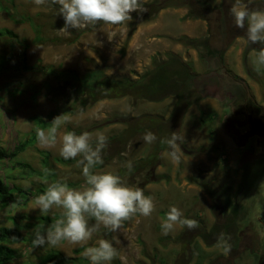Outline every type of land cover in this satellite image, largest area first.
<instances>
[{
  "label": "rangeland",
  "instance_id": "obj_1",
  "mask_svg": "<svg viewBox=\"0 0 264 264\" xmlns=\"http://www.w3.org/2000/svg\"><path fill=\"white\" fill-rule=\"evenodd\" d=\"M154 1L167 4L166 0H147ZM188 1V5L176 6V2L181 1L172 0L168 3L173 5L160 11L181 7L192 11V15H201L207 21V29L203 30L202 25L193 27L198 32L196 38L208 39L209 50L224 52L226 69L231 71L215 76L208 89L209 94L197 93L192 87L186 89V106H182L183 103L177 105V97L169 95L160 101L124 97L102 99L85 109L80 106L73 110L72 106L61 108L59 114L66 113L69 121L58 130L55 145L43 146L37 141L19 155L20 160L48 174V177H24L18 168L11 170L7 161L0 162V176H7L10 186L23 189L21 196L19 192L16 194L21 200L19 204L0 207V225L19 224L22 232L28 235L26 242L9 241L17 254L3 264H36L50 250L74 256L78 254L76 248L96 246L100 239L113 242L117 248V256L108 264H264V67L257 71L254 64L260 45L251 44L247 40L246 29L236 27L230 14L234 0H220L219 3L216 0ZM246 3L250 9L264 10V0H246ZM58 10V5L38 6L34 0H0V28H8L20 38L27 39L30 43L28 64L41 62L78 72L103 65L107 74L118 77H134L149 68L148 58L142 56L148 55L147 50L153 48V44L144 42L139 45L136 41L134 46H130L136 26L141 23L148 25V21L137 23L132 19L120 25L97 23L69 29L71 34H68L61 31L64 20ZM185 18L186 15L180 17L182 21H196L195 18ZM180 19L167 27L178 36L186 31ZM34 26H39L45 39L43 42L32 43ZM169 41V46H181L174 54L189 63L194 71H201V64L205 67L208 61L206 46H187L175 38ZM19 51L17 41L0 38V147L6 149H12L29 135L33 128V115L45 116L57 107L43 89L33 99L30 86L40 87L43 76L38 71L27 72L20 68ZM158 56V60L165 59ZM213 63L218 65L217 60ZM236 80L238 83L234 82ZM196 95H200L199 99H195ZM200 110L204 112L201 117L205 121L213 114L210 126L213 136L207 132L209 126H198ZM118 114L133 118L132 122H127L128 125H146L148 129L122 145L121 160L114 156L109 164L95 171L120 175L126 167L127 174L120 176L122 180L151 196L155 210L148 217L135 214L116 232L100 226L84 245L61 242L56 246L46 244L34 248L32 240L42 225L39 217L47 215L55 223L63 212L54 207L48 213H41L35 204L36 197L43 193L39 189H47L53 180L71 183L70 187L76 189L85 185L78 164L53 161V157L60 156L62 136L67 127L77 134L88 132L95 140L98 134L107 136L125 128L124 121L119 122L121 118L116 117ZM148 131L157 138L160 135L162 140L169 138L172 132L183 136L181 163L177 165L171 160L166 143L163 147L162 142L156 140L158 145L161 144L159 149L156 142L146 143L143 136ZM191 148L199 151L189 152ZM41 151L49 153V171L44 170ZM129 161L132 163L131 171L127 167ZM202 183L208 184L218 197L214 199L208 194ZM22 199H26L25 203ZM170 206L178 207L184 217L197 220L199 227L189 230L176 225L168 235H163L161 224ZM54 223L42 226L47 228ZM94 223L89 219L90 227ZM221 233L230 237L229 253H225L219 243ZM84 253L85 248L80 254L86 258L87 264H91Z\"/></svg>",
  "mask_w": 264,
  "mask_h": 264
},
{
  "label": "clouds",
  "instance_id": "obj_2",
  "mask_svg": "<svg viewBox=\"0 0 264 264\" xmlns=\"http://www.w3.org/2000/svg\"><path fill=\"white\" fill-rule=\"evenodd\" d=\"M217 3L220 0H216ZM36 5H58V14L64 20L61 31L71 34L69 29H80L97 23L120 25L131 22V13H143L147 9V0H34ZM237 28L246 29L247 40L259 44L254 64L257 71L264 67V10L250 9L246 0H234L230 8ZM69 121L66 113L57 115L51 121L47 131L37 130V139L43 146H54L58 130ZM143 140L152 144L157 136L148 131ZM169 148L168 155L177 165L181 163L183 151L181 145L184 137L172 132L170 137L162 140ZM108 137L98 134L93 139L88 132L77 134L66 131L62 136L59 155L65 160H78L82 169L85 185L82 189L70 187L66 182L55 181L35 199V204L41 213H48L54 207L62 209V215L51 226L42 225L35 232L32 240L34 248L46 244L56 246L61 242L73 245H84L98 232L100 226L110 232L119 231L124 221L139 213L148 217L155 210V203L151 196H146L139 187L128 186L122 178L110 171H94L95 166L103 163L102 153L108 147ZM128 170H132V163H127ZM89 219L95 221L89 226ZM176 225L193 230L199 227L195 219L184 217L176 206H170L166 219L162 222V234L168 235ZM13 239H16L13 237ZM230 237L221 233L218 240L225 253L231 251ZM119 243V241H117ZM85 256L91 264H108L118 254L113 242L100 239L96 246L85 248Z\"/></svg>",
  "mask_w": 264,
  "mask_h": 264
},
{
  "label": "trees",
  "instance_id": "obj_3",
  "mask_svg": "<svg viewBox=\"0 0 264 264\" xmlns=\"http://www.w3.org/2000/svg\"><path fill=\"white\" fill-rule=\"evenodd\" d=\"M166 1L167 4H159L157 1L145 3L144 8L147 10L143 13H131L133 20L137 22L140 20L151 21L155 19L160 9L173 5L168 3L172 0ZM177 1L181 2H176V6L188 5L189 2L188 0ZM186 17L202 18L201 15H192V11L190 10H187ZM27 18L31 22V19L29 17ZM33 28L35 30V35L32 39V43L36 44L43 42L45 39L41 34L39 26H34ZM3 37H8L9 39H13L19 43L20 51L17 57L19 66L22 70L27 72L38 71L43 76L40 87H36L35 85L30 86V88L33 89V99L35 100L38 93L43 89L44 94L57 104V107L48 112L45 116L33 115V128L31 132L27 137L19 140L12 149L0 147V162L3 160L7 161L10 164L11 170L18 168L17 170L21 176L23 175L24 177H30L34 175L48 177V174H45L43 171L34 168L28 162L20 160L19 155L27 148L33 147L35 145V143L38 141L37 130L41 128L45 130L49 129L53 118L57 115H60L59 110L61 108L72 106L73 110L74 108H77V106H80L81 109H85L86 107L92 106L102 99H119L124 97H131L133 99H142L147 101H160L169 95L177 97V101L179 103L177 105L183 103L181 105L186 106L188 103V101H185L184 99L186 95V89L192 87L197 93L209 94V86L212 84V80L216 76L215 73L206 72L201 74L195 72L189 63L181 61V59L178 58V56L174 53L167 54L166 58L163 60L154 58L152 61V66L144 69L141 73L136 74L135 77H118L107 74L103 65H97L96 67L85 70L84 72H78L77 70L62 68L61 66H53L50 64L45 65L41 62L28 64L26 60L27 50L30 46V43L27 42V39L23 37L20 38L18 34L14 33L8 28H0V38ZM70 40L72 39L70 38ZM175 40L187 46L191 45L198 47L200 45L205 47L207 39H197L196 37L181 35L176 37ZM206 50L211 55H219L218 62L220 63L221 52L212 49L209 50L208 48ZM8 56H10V53ZM2 61L3 65H5L6 60L4 57L2 58ZM199 97L200 95H196L195 99H199ZM203 114L204 112L200 110L198 126L206 128L209 126L207 128V132L208 134L211 133L210 135L213 136L214 133L210 127L213 122V114L208 121H205L204 118L201 117ZM116 117L121 118V121L119 122L123 123L124 121L125 128H122L119 132H110V134L107 135L109 144L102 153L103 163L95 166L93 169L94 171L109 164L110 161H112L116 156H118L121 160L122 156L120 155V151H122V145L126 143V141L132 139V137L135 135L139 133L141 134L144 130L148 129L145 127L146 125H128L127 122L129 120L132 122L133 118L126 114H118ZM66 131L75 130L71 127H67ZM158 140L162 141V137L160 135H158L157 141ZM94 141L95 140H93V143ZM161 144H157L158 149L161 148ZM197 151H199V149H189V152L192 153H196ZM41 153L44 170L49 171V153L47 151H41ZM80 158L81 157H77L75 160H65L63 157L57 156L53 157V161L61 164H78V160ZM134 164L138 166L137 163ZM49 174L51 175L50 172ZM124 174H127L126 167L123 168V171L120 172V175H117L123 176ZM6 177L0 176V207L2 208L19 204L21 200L16 197V194L19 192V195L21 196V192L23 191L21 187L16 185L10 186ZM53 182H55V180H53L52 183ZM67 184L69 186L72 185L71 183ZM202 186L208 194L213 196L214 199L218 197V193L216 194L208 184L202 183ZM39 190L44 192L46 189ZM25 200L26 199H22V202L25 203ZM39 219V224L42 225L47 224L48 222L54 223V221L47 215H41ZM13 237L16 239H13ZM9 241H28V235H25L22 232L21 225L16 223L13 226L0 225V264L11 261L17 254V250L8 244ZM84 248H86V246H80L76 248L75 252L78 254L74 256L66 255L58 250H50L49 252L42 255L36 264H87L88 261L86 258L80 254Z\"/></svg>",
  "mask_w": 264,
  "mask_h": 264
},
{
  "label": "crops",
  "instance_id": "obj_4",
  "mask_svg": "<svg viewBox=\"0 0 264 264\" xmlns=\"http://www.w3.org/2000/svg\"><path fill=\"white\" fill-rule=\"evenodd\" d=\"M186 13H187L186 8H181V7H179V8H175V7L174 8H166V9L159 11L154 20L148 21V25H143V23H141L140 25L136 26V30L131 35L132 37L130 40V46L131 45L134 46L136 41L138 42L139 45L143 44L144 42L149 43V44H153V48L147 50L148 55L142 56L144 58L145 57L148 58V63H149L148 67H151L152 59L159 58L158 55H160V57H162V58H166L167 53L169 51L176 53L178 50H180L181 46L180 47L174 46V45L169 46V44H170L169 39H174L178 35L171 33L167 29V27L169 25H171L172 21H176V19H180V17L185 16ZM185 19H187V17ZM200 19H202V18H198V19L195 18L196 21L194 23L189 22L188 20L182 21L180 19V21L182 22V24H184V27L186 29V31L183 32L184 35L190 36V37H197L198 32H196L197 30H194L193 27H197L199 25H202V29L206 30L207 29V21H205L204 19H202V20H200ZM162 35H163V38H161ZM227 36H229V35L227 34ZM230 36H232V35H230ZM207 40H206L205 46H206V48L209 49V47L207 46ZM233 43H235V42H233ZM187 52L189 54L191 53V51H188V50H187ZM206 57L208 58V61H206L205 67H203V64H201V71H197V73L209 72V73H215L216 75H219L223 71H225V73L227 72V70H228V69H226L227 62L224 59V57H225L224 52H222L220 54V57H221L220 63L221 64L218 62V65H220V67H218V65L215 66L213 63V60L218 61L219 55H216V54L211 55L210 53L207 52ZM196 63H197V61H196ZM228 71H231V70H228ZM234 82L238 83L237 80ZM214 85L215 84H213L212 87Z\"/></svg>",
  "mask_w": 264,
  "mask_h": 264
}]
</instances>
